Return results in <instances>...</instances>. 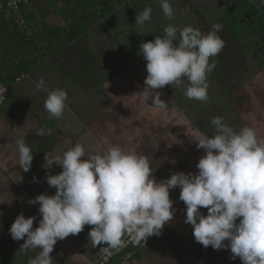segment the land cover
<instances>
[{"label": "clouds", "instance_id": "obj_1", "mask_svg": "<svg viewBox=\"0 0 264 264\" xmlns=\"http://www.w3.org/2000/svg\"><path fill=\"white\" fill-rule=\"evenodd\" d=\"M159 3L164 16L171 19L174 8L170 0ZM151 13V7L138 13L136 25L143 27ZM221 29L217 23L204 34L191 25L182 29L169 25L163 37L141 43L139 54L147 61L144 98H151L153 106L167 111V102L156 90L166 85L180 87L186 78V97L207 100L208 74L216 66L215 61H209L225 45L217 34ZM44 84L41 77L37 89L44 90ZM67 98L64 89L49 91L44 108L50 118L62 117ZM211 124L215 127L213 136L193 138L197 148L206 152L196 165L198 173L180 171L160 182L153 176L147 157L118 145L109 146L103 154H86L79 143L53 159L46 153L43 167L58 164L63 171L46 175L48 185L56 188L55 194L42 193L29 199V204L39 205V226L33 227L35 216L23 214L11 225L14 240L27 237L17 253L40 248L29 264H52L57 241L79 234L85 225L94 226L88 233L92 247L107 246L102 249L105 258L110 249L126 247V237L139 245L152 235H161L165 224L172 221L176 210L170 190L179 187V199L186 205L185 223L193 226L196 242L215 250L230 248L232 258L239 257L243 264H264V138L252 127L235 131L219 116ZM51 133L52 129H47V134ZM36 135L44 136L45 130L38 129ZM15 143L19 166L27 172L33 152L23 139H15ZM201 208H207L208 214Z\"/></svg>", "mask_w": 264, "mask_h": 264}, {"label": "rangeland", "instance_id": "obj_2", "mask_svg": "<svg viewBox=\"0 0 264 264\" xmlns=\"http://www.w3.org/2000/svg\"><path fill=\"white\" fill-rule=\"evenodd\" d=\"M48 1L49 0H29V3L23 10L24 15L27 14V12L28 14L35 15V17L31 20L27 17L25 18L30 27L34 28V33L40 32L41 35L43 33V36H46L47 32H52V29L55 32L58 26H60V23H67L62 11L70 9L72 15L74 13H76V15H80L86 8L84 5H80L82 3L79 4L78 0H57L56 2H60L58 3V7H52ZM52 1L54 2V0ZM261 1L262 2L259 3V5L264 8V1ZM171 2L173 3V1ZM183 4L181 12L192 13V10L188 8L189 4ZM206 5L209 8L207 13L212 15L207 14L205 16L210 27L207 26L208 30H206L204 34L212 31L214 24L219 23L222 25V29L217 33L225 42L221 51L224 56L231 59L233 69L238 74L236 86L240 85V89L247 94V97H245L243 102L237 101V103L239 105L247 103V105L249 104L253 106L252 101L255 95L257 96L256 100L262 96L259 100V102H263L261 107H258L260 104L258 103L256 106L258 109L252 110L250 106L249 111H247L249 112L247 117L251 121H249L250 124L261 129L262 127L260 124L264 127V90L261 86L249 81L251 80V77L254 78L252 76L254 75L252 72V66L250 68H247L246 65L240 67L236 58H238L237 55L241 53L242 50L238 47L236 49L233 48V46L237 44L236 41L239 38H243V43L246 42L244 37L246 34L237 37V39L234 37V30L237 27L235 19L240 18L239 16H241L242 11L246 9H249L252 12L256 11L254 10L255 6L251 4L249 0H239L232 4H230L229 0H224L222 2L210 0ZM216 10L217 16L214 17ZM44 12H46L47 15L43 16ZM96 16L92 17L91 22L95 20ZM104 17L107 18V16ZM254 17L256 19L259 18L257 16ZM106 18L93 22V24L89 27L90 30L88 31V36H82L81 38L70 42H68V38L65 35L62 36L63 41H67L70 47L74 46L76 48V52H74V54H68L70 51L68 45L63 47L61 50L56 51L54 55L49 52V56H47L45 63H48L50 66L66 69L64 73H66L67 76H72L70 80L63 82L60 78L54 76L53 80L49 82L50 87L47 85V82L45 83L44 90H39L36 87V89L26 87L27 93L24 95L25 100L29 98V96H36L40 98L35 101L36 103L31 102V117L29 118L26 116L25 118H27L28 123L30 121H40L38 126L39 129L43 128L45 130L44 136L36 135L38 128L36 131L26 133L22 127H20L18 131L14 133L15 139H23L31 148L33 157H35L32 160L30 170L27 172L19 166V153L17 145L10 143L13 142L11 129H9L10 132L5 131L7 126L11 128L12 123L15 124L14 119L17 118V110L21 108V106H19L20 104L15 105L20 100L18 98L20 97V92L18 93L15 90V86L12 87L13 84H15L13 77L9 78L7 81L11 85L12 90L4 105L0 106V126L4 123V135H1L3 130L0 127V168H2L4 174L2 175L0 170V179L1 177L5 179V177L9 176L6 180L0 182V243L3 236L10 234L9 230L11 225L14 223L18 215L23 214L25 217H30L35 216L34 214L37 212V210L32 207L29 202H25L24 204L20 203V206L15 205L14 209L7 208L2 201H5V198L7 197H12L11 187L19 186L23 191H26L28 196H30V199L31 197L34 198L42 193H46L48 195L55 194L56 188L48 185L46 175H56L62 172L63 168L58 164H53V166L48 165L50 169L43 167L46 163V153L48 154L49 159H53L57 156H62L65 151L79 143L85 147V150L87 151L86 154H103L109 146L118 145L125 150L135 151L139 155L147 157L153 171V176L157 182H160L169 178V174H174L180 171H184L186 173H198L196 165L199 159L205 155L206 152H204V149L202 148H197L196 142L193 138L199 136L200 134H206L210 137L213 136L215 134V127L211 124V120L214 117H222L224 121L235 131H239L242 128L240 121L234 122V120H232L233 114L228 111L227 107L220 110L219 107L216 108V105H214L216 102L213 104L209 103L206 110H200V100L188 98V100L185 101V105L188 106L191 112L189 115H186V113L181 112L184 106L177 101L175 97V90L172 89L173 93L172 90H167V88L165 89V93H172L169 96L172 100L168 105L169 109L167 111H161V114L156 117L155 114L149 110L153 106L149 101L150 99L146 100L144 98L142 91H139L140 88H137L138 91H135L134 94L131 92L130 87H132V84L128 81L130 79L127 75L129 72L128 67L119 69L120 71L128 72H119L121 75H126H124V78H119V76H117L115 80L113 77L114 72H111L110 70L108 71V69H105L102 64H99V67L93 65L92 69H89L90 71L88 74L82 75L81 72L82 68H84L83 63L85 61H83V58H90V62L95 64L89 51L96 49V42L101 41L100 35L105 36L109 40V43H111L110 45H112L111 47H117L121 51L129 49V45L125 43L124 38H122V36H125L126 33L121 36L110 35L109 32L111 29H109L108 32V23L104 22ZM197 18L198 17H184L182 18L181 26L179 24L180 18L178 19V17H176V20L172 21V25L177 26L179 29L189 25L200 29V27H203V25H200L202 22L197 24L191 21L192 19L196 20ZM2 20L3 19L0 16V23ZM111 21H117V19L113 18ZM104 23L107 25V29ZM252 23L253 22H251V24ZM10 25L12 24L10 23ZM169 25L171 24H166V27ZM155 26L156 29L159 30L165 25H163V23L161 25L158 21ZM8 28H13V26H9ZM152 28L154 29V27ZM4 34L7 36L6 39H4ZM106 34L109 36L107 37ZM164 35V31L159 33L160 37H163ZM141 36L142 43L149 41V39L154 41L157 37L156 33L152 34L151 30H147L146 33L141 34ZM18 39L19 36L17 34L13 36L9 32H4L0 27V68L3 69L4 66L7 67L10 62L12 63V57L17 60L22 58V55H26V48L22 50L19 49L22 47L21 45L17 47ZM57 42L60 44L61 40ZM10 44L14 45L13 51L7 50V46ZM53 44L56 45L55 42ZM87 44L90 49H88ZM246 45L248 47V44ZM44 48L45 46L43 45V41L40 40L38 43V50L33 47L28 48V50L30 53L38 51L39 54L41 53L39 56L40 58L42 57V52L44 53ZM250 51H252V49H250ZM250 57L251 56H249L248 53L246 56L248 62H246V64H252L249 63L252 61ZM39 65L40 66L35 67L38 68L36 74H39L35 75V79H39L40 77L46 78L48 73L46 71H42V69L47 70L48 68L43 66L45 65L43 61H41ZM225 66L227 68L228 64ZM257 68L264 72V65H262V63L257 65ZM3 71L4 76H6L5 73L7 72L8 74L13 73V69L11 67L8 69L6 68L5 70L3 69ZM259 78L261 79L262 84H264V76H259ZM78 81L83 84L87 91H90L91 89L94 90V86L97 83H100L103 86L107 85L108 89H110V98L105 105H100L99 107H96V109H90L86 112V114V110H82V108H84V104L80 105L78 99L71 102L70 106V102L67 100V107L62 117L58 119L50 118L49 113L44 108V102L49 91L57 88L64 90L65 88H68L73 89L76 93H79L77 84H73V82L79 83ZM246 82L248 86L247 90L243 89L245 88L244 83ZM184 84H189L186 78L184 79L182 85ZM168 86L171 87V85ZM215 86L217 87L216 84ZM96 87L99 88L100 86ZM40 91H43L44 94ZM181 92H183V90ZM95 93L96 94H93V99H98V101H100L105 95L102 90H97ZM159 93L160 96L165 94L162 92ZM15 96L17 98H15ZM149 103L151 105H149ZM153 108L155 109V107ZM33 111H35V114ZM13 115L15 116L14 119L10 117ZM85 115L87 117L86 120ZM2 116L6 117L7 120L3 121ZM185 119L188 120L186 121ZM49 128H53L51 135L47 134V129ZM180 191L179 187L170 190V198L174 201L173 206L176 211L171 221L172 223L168 222V224L165 225V229L162 231L163 234L161 235V240L165 241L167 245H172L168 248L160 246V248L156 250V253L159 256L158 258L154 255L146 256V258H151V262H153L152 264H165V257L162 256L166 255L167 251L170 250L167 264H183L181 262V260L184 261V259H182L183 254L180 252L179 248H176V244L187 245L188 243L192 246L191 248L194 255H197L198 253L201 254L199 264L202 261L204 262L206 259L207 261L204 262L205 264H209L211 262H214V264H232V261L228 258L229 256H232L230 248L217 250V257L214 259L213 255L215 250L212 251L213 248L211 246H208L207 248L204 247L202 249L201 244L196 242L193 235V226L189 223H185L186 205L179 199ZM14 194V201H16V193ZM200 211L204 215L208 214L207 208H201ZM40 215L38 214L37 216ZM239 219L240 218L237 219V222H239ZM179 220L182 221V224ZM187 229H191L189 233H187ZM169 240L171 241L170 244ZM225 243L228 242L225 241ZM10 252L11 251L8 252L9 255ZM126 259L127 258L118 256L113 263L121 264L123 263V260ZM239 259V257L234 258L236 264H243V261L240 263Z\"/></svg>", "mask_w": 264, "mask_h": 264}, {"label": "trees", "instance_id": "obj_3", "mask_svg": "<svg viewBox=\"0 0 264 264\" xmlns=\"http://www.w3.org/2000/svg\"><path fill=\"white\" fill-rule=\"evenodd\" d=\"M0 1H6V0H0ZM51 1L52 0H49L48 2L52 7H55V6L58 7L59 5L58 3L60 2H56L57 0H54V2L53 1L51 2ZM171 1H173V3ZM241 1H244V0H241ZM249 1L251 2V4L255 6L254 10L256 11L252 12L249 9L242 11L241 16H239L240 18L235 19L237 27L234 30L235 32L234 37L236 39L237 37L246 34L244 36L246 39V42L243 43V38H239L236 41L237 44L234 45L233 48L236 49L238 47L239 49L242 50V52L237 55L238 58H236L237 59L236 61L240 67L246 65L247 68H250L252 66V72L254 73V75L252 76L254 78L251 77V80L249 79L248 80L251 83H254V84L256 83L257 85L261 86V88L264 90V84H262V81L259 78V76L260 77L264 76V72L257 68V65H259L260 63L264 65V10H263L264 8H262L259 5V3H261V0H249ZM78 2L79 4L82 3L80 5H84L86 7L84 11L80 15H76V13L72 15L70 9L62 11L64 13V18L67 23L66 24L60 23V26H58L55 32L52 29V32H47L46 36H43V33L41 35L40 32L34 33V28H31V27L29 30L27 29L21 30L18 27V25H16L13 21L6 19L5 16L3 15V12L0 9V16L3 19L0 23V27L3 29L4 32L5 31L9 32L13 36L17 34L19 36L17 47L21 45L22 47L19 49H22V50L25 48L27 49L26 55L25 54L22 55V58L17 59V60L13 59V57L12 59L10 58L12 63L10 62L7 65V67L4 66L3 69L5 70L6 68L8 69L11 67L13 69L12 77L13 79L16 80L17 76L23 74L24 71L38 70V68H35V67L39 66V63L43 61V63L45 64L43 66H45L48 69L50 68L49 70L42 69L44 72L45 71L49 72L46 77L47 85L49 87H50L49 82L51 81L49 80L51 77L50 72L56 73L58 75V78H60V80L63 82L66 80H70L72 76H69V75L67 76L66 73H64L66 69H62L61 67L60 69L58 67L50 66L48 63H45L47 56H49V52L54 55L56 51H59L63 47L67 46L68 42L74 41L78 38H81L82 36H88V31L90 30L89 27L93 24V22H96L97 20L100 21L101 19L106 18L104 16H107L104 22L108 23V26L111 28L108 27L107 29V25L105 23L104 24L106 25V29L108 32H109V29H111L109 34L121 36L126 33V35L125 36L123 35L122 38H124L125 43L129 45V49H127L126 51L124 50L121 51L117 47H111L112 45H110L111 43H109V40L105 36L100 35L101 41L96 42V45H97L96 49L89 51L91 57L94 59L93 61L95 64H92L90 62V58H85V59L83 58V61L84 60L85 61L83 63L84 68H82L81 74L86 75L92 69L93 65L96 67H99V64H102L105 69H108V71L110 70L111 72L112 71L114 72L113 77L115 80L117 76H119V78H124V75L126 74L121 75L119 72H124V71H120L119 69H122V68L124 69L128 67L129 72L125 70L126 72L124 73L128 72L127 75L130 78V79L128 78L129 79L128 81L132 84V87H130L131 92L134 94L135 91H138L137 88H140L139 91H143V89L145 88L144 81L147 77V70H146L147 61L143 58L142 55L139 54L140 45L142 43L141 34H145L147 30H151L152 34L156 33V36H159V33L161 31H164L166 25L163 26L164 28H161L158 30L156 29V26H155L156 23H158L159 21L161 25L162 23L163 24L170 23L172 25V21L176 20L175 13L171 19L164 16L163 11L160 7L159 0H83V1L78 0ZM187 2L189 3V0H179L178 4L184 5L183 3H187ZM170 3L172 4V6L175 5L174 0H170ZM120 4H124V5L119 6ZM147 7L152 8L151 19L149 21H146L143 27L136 25V17L138 13H141ZM44 13H43V16L47 15L46 12ZM25 16L29 20L35 17L34 14H28V12L27 14H25ZM94 16H96V18L95 20L91 22V19ZM254 16H257L259 18L256 19ZM113 18L117 19V21L112 22L111 20H113ZM179 20H180L179 24L182 26V18L180 17ZM199 21L200 22H197V24H200L202 22V24L200 25H203V27H200V30L202 31V33L206 32V30H208L207 26L210 27L208 20L206 19V17H201ZM251 22L253 23L251 24ZM10 23L12 25H10ZM9 26H13V28H8ZM152 27H154V29ZM63 35H65L68 38V42L63 41L62 39ZM108 36L109 35H107V37ZM6 38L7 36L4 34V39ZM40 40L43 41V45L45 46V48H44V53L42 52V57L39 58L41 53L39 54L38 51L34 53H30L28 48L33 47L38 50V43ZM59 40H61L60 44L57 42ZM149 41H153V40L149 39ZM54 42L56 43V45L53 44ZM246 44H248V47ZM87 46H88V49H90L88 44ZM68 47L70 50L68 52L69 55L72 53L74 54V52H76V48L74 46L70 47V45H68ZM13 48H14L13 44H10L9 46H7V50L13 51ZM250 49H252V51H250ZM248 53H249V56H251L250 58L252 59V61L249 63H252V64H246V62H248V59H246V56ZM213 61H215L216 66H215V69L211 73L208 74V80H207L208 85H209L208 99L205 101H200V107H199L201 108L200 110H206V107L209 103L213 104L214 102H216L217 104L215 103L214 105H216V108L219 107L220 110H222V108L227 107L228 111L233 114L232 120H234V122L240 121L242 124V128L243 127L254 128L257 131L258 136L260 138H264V127L260 125L262 127L260 129V128L255 127V125L253 126L252 124H250L251 121L247 117L249 113L247 111H249V107L251 105L249 104L247 105V103L239 105L237 103V101L243 102L245 97H247V94L243 90L240 89V85L236 86L238 74L233 69L231 59L227 56H224L222 51H220L218 55L210 58L209 62L211 63ZM226 64H228L227 68L225 66ZM1 69L2 68H0V81L2 78L3 82L6 81V83L9 84V82H7V80L2 77V73L4 71L3 70L1 71ZM73 84L74 85L77 84L79 93H76L75 91H73V89H68L64 87L69 95L67 98L68 102H70L69 106L71 105V102H74L76 99H78L80 105L84 104V108H82V110L83 109L86 110L85 114L90 109H96V107H99L100 105H105L108 99L110 98V89H108L107 85L103 86L100 83H97L94 86V90L91 89L90 91H87V89L80 82L79 83L73 82ZM215 84L217 85V87L215 86ZM96 86H100V87L98 88ZM166 86H164L163 88L157 89L156 92L158 91V92L165 93L166 88L167 90H172V89L175 90V97L177 101L183 104L184 106L181 112L186 113V115L187 114L189 115L191 111L188 108V106L185 105V101L188 100V98L185 95V91L187 87L189 86V84H184V85H181L180 87H176L172 85L171 87H169L168 85ZM244 86L245 88L243 89L247 90L248 89L247 82L244 83ZM97 90H102V92H104L105 94L104 97H102L100 101H98V99L97 100L93 99V94H96L95 92ZM182 90L183 92H181ZM171 94L172 93H169V94L165 93L163 94V96H161V99L166 101L168 105L172 101L171 98H169ZM256 97L257 96L255 95L252 101V105L255 107L254 108L253 106H251L252 110L258 109L256 107L258 103H260L258 107H261V105L263 104V102H259L262 96L258 100H256ZM149 101L152 104L151 98ZM150 103L149 105H151ZM153 107L155 106H152L149 110L152 111V113L155 114V116L157 117V115L161 114V111L163 110H160L156 107L154 109ZM86 119L87 117L85 115V120ZM185 120L187 121L188 119H185ZM0 170H1V174L4 175L3 170L1 168ZM169 175L171 176L172 174H169ZM7 177H5V179L1 177L0 182L6 180ZM21 190L22 189L19 186H15V187L13 186L11 187V194L13 195L14 193H16V195H19L21 193ZM11 237H12L11 234L5 235L2 237L3 241L1 240V243H0V264H7L6 263L7 258L5 257V255L9 251V249L13 247V242H11ZM149 243H150V240H149ZM148 244L145 246H136L134 244L133 246L129 247L124 253L118 254L115 258L112 259L111 262L113 263V261L116 260L118 256H121L123 258L128 257V251L132 252L131 256H133V251H132L133 248L134 249H136L137 247L143 248V247L148 246ZM131 256H129V258H131ZM129 258H127L126 260H128ZM213 258H214V255H213ZM228 258L232 261L231 262L232 264L233 263L236 264L235 260L232 259V256H229ZM182 259H184V261L181 260L183 264H188V262L185 261L186 259L184 257ZM239 262L241 263L242 261H239Z\"/></svg>", "mask_w": 264, "mask_h": 264}, {"label": "crops", "instance_id": "obj_4", "mask_svg": "<svg viewBox=\"0 0 264 264\" xmlns=\"http://www.w3.org/2000/svg\"><path fill=\"white\" fill-rule=\"evenodd\" d=\"M208 1H210V0H199V1L189 0V3L187 2L189 4L188 8H190L192 10V13H187V12L183 13V12H181L183 5L178 4L179 0H178V2H177V0H174V2H175V5H173L174 13H175L176 17H178V18H180V17L181 18L198 17L196 20L192 19L191 21L194 23L200 22L199 20L201 19V17H205L207 14L212 15V14L207 13V10L209 8L207 7L206 4ZM213 1L222 2L224 0H213ZM229 1H230V4H232L234 2L236 3L239 0H229ZM122 5H124V4H120L119 6H122ZM185 11H190V10H185ZM215 16H217V10L215 11L214 17ZM163 25H166V24H163ZM1 70H3V69H1ZM33 71H24L23 73L27 74V77H25L24 79H22L19 82H17L15 79H13V81H15L14 82L15 84H13L12 87L15 86L14 87L15 90L18 93L20 92V97H18L20 100L15 105L20 104L19 106H21V108L19 110H17V118L16 119H14L15 118L14 115L10 116L14 119L15 124L12 123L11 128H9V126H7V128L5 129L6 132H10L9 129H11V131H12L11 135H13V137H12L13 142H10L12 144H16L14 133L16 131H18V129L20 127H22V129L26 133H31L33 131H36L37 128L39 129L38 126H39L40 121L39 122L38 121L37 122H31L30 121L28 123L27 118H25L26 116H28L29 118L31 117V114H30V110H32V109H30L31 102H35L36 100H38L40 98V97H36V96H29V98H27L25 100L24 95H25V93H27L26 87L35 88L37 82L41 78L39 76L40 77V78L38 77L39 79H35V75H39V74H36L37 70H35L34 72ZM39 71H38V73H39ZM47 73H49V72H47ZM50 74H51L50 80H52L54 78V76L58 77V75H54V74H56L54 72H50ZM5 75L6 76H4V73H2V77L4 79H6L7 81L10 77L13 76V74H8V72L5 73ZM43 79H44V82L46 83L47 79L46 78H43ZM1 80H2V78H1ZM4 82H6V81H4ZM44 86H45V84H44ZM18 90H20V91H18ZM40 92L43 93V91H40ZM15 98H17V97L15 96ZM27 106H29V107H27ZM33 113L35 114V111H33ZM2 120L5 121L7 119H6V117L2 116ZM260 125L262 126V124H260ZM0 127L3 130L1 135H4V123H2ZM34 158L35 157H33V159ZM29 199H30V196H28L26 191L21 190V193L19 195H16V201H14V195H12V197L5 198V201H2V203H4L7 208L14 209L15 205L20 206V203L24 204L25 202H29ZM31 206L37 210V212H35V214H34L36 219L34 220V224H33V227L36 228L39 226V222H40V219L42 218V216L40 215V213L38 211V209H39L38 204H36V205L31 204ZM38 214L40 216H37ZM179 222L182 224L181 220H179ZM166 224H168V223H166ZM92 227H94V226L85 225L84 229L79 234H75V235L70 234L68 237L64 238L63 240H58L54 246L53 252L51 253L52 264H90V263L92 264V262L97 260V257L101 254V252L103 251L102 250L103 247H106V245L100 244V245H97L96 247H92V244L90 242V237L88 235V233ZM164 229H165V226H164L163 230ZM190 230L191 229H187L188 232L187 231L186 232L189 233ZM162 234H163V232H162ZM161 235L150 236V243L146 247H143V248L137 247L136 249L133 248V250H132L133 256H131V258L128 260H123V263H121V264H142V263L152 264L153 262H151V258H148V257L146 258V256L154 255L155 257L158 258L159 256L157 255L156 250L158 248H160V246L168 248L169 246L172 245V244L167 245L165 241L161 240ZM24 240H26V237L22 240H19V241L14 240L11 237V242H13V247L11 249H9V251H11L10 255L8 253L9 251L7 252L8 255H7V253L5 255V257L7 258L6 259L7 264H29V261L31 259H34L39 254V252L41 251L40 248L29 249L26 252H18L17 253V250L24 243ZM170 242L171 241L169 240V244H170ZM191 247L192 246H190V244H188V243H187V245L176 244V248L180 249V252L183 254L182 257H184L186 259L185 261H187L188 264H199L198 261L201 260V256H200L201 254L198 253L197 255H194ZM201 248L202 249L204 248V246L202 244H201ZM213 250H215V249H212V251ZM169 252H170V250L167 251L166 255L162 256V257H165V260H164L165 264H167ZM177 255H178V253H177ZM215 257H217V250H215L214 259H216ZM206 261H207V259L204 262H206ZM239 261H242V260L239 259ZM204 262L202 261L200 264H205ZM112 264H114V263H112ZM117 264H120V263H117ZM209 264H214V262L213 263L211 262Z\"/></svg>", "mask_w": 264, "mask_h": 264}, {"label": "built area", "instance_id": "obj_5", "mask_svg": "<svg viewBox=\"0 0 264 264\" xmlns=\"http://www.w3.org/2000/svg\"><path fill=\"white\" fill-rule=\"evenodd\" d=\"M29 3V0H6V1H0V9L3 12V15L6 19L13 21L21 30H29L30 25L26 20V16L24 15L23 8ZM26 74H22L21 76L17 77V80L20 81L22 78L26 77ZM11 88L8 84L4 82H0V106L5 103L7 100L9 94H10ZM127 240H129L126 247L119 249V250H109L110 255L105 258V253L102 252L98 259L92 264H110L112 263V259L115 258L118 254L124 253L129 247L133 246L134 244L130 242V237H126ZM150 238L141 241L139 245L136 246H145L149 243ZM132 255V252L128 251V257Z\"/></svg>", "mask_w": 264, "mask_h": 264}]
</instances>
